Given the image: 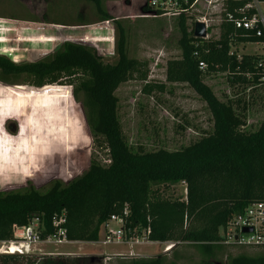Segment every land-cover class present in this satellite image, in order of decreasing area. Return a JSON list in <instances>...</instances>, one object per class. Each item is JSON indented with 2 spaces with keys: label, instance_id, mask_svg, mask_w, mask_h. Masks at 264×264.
Returning <instances> with one entry per match:
<instances>
[{
  "label": "trees",
  "instance_id": "16d2710c",
  "mask_svg": "<svg viewBox=\"0 0 264 264\" xmlns=\"http://www.w3.org/2000/svg\"><path fill=\"white\" fill-rule=\"evenodd\" d=\"M170 1L181 11L179 20L180 57L166 63L165 81L186 84L205 103L213 119L212 133L181 150L133 153L127 147L117 117L118 87L145 66L126 54L125 36L118 31L114 64L104 63L95 50L65 43L50 58L17 65L0 56V80L25 78L29 84H44L83 97L92 131L108 151L109 164H91L85 174L66 187L55 183L46 193L34 190L0 194V243L13 240L12 227H25L37 219L39 237L56 236L54 220L62 218L66 242L97 243L103 227L112 217H122L126 239L144 231L150 243L185 244L195 247L205 260L224 247L221 229L253 203H264V119L254 132H244V117L231 103L220 102L203 82V69L226 74L232 85L263 86L264 62L231 52L240 44H260L252 31L236 29L234 20L249 19L255 10L244 8L252 0H224L220 12L218 39H198L184 24V11L195 0ZM264 3V0H256ZM97 9L99 0H93ZM155 7L146 5L147 10ZM157 16L166 12L157 7ZM110 18L102 15L100 22ZM199 64L204 68L199 69ZM145 81V75L138 78ZM146 82V81H145ZM163 92V84H145L144 94ZM58 98L61 96H57ZM239 102H237V105ZM41 148V147H39ZM43 149V148H42ZM18 161V160H16ZM36 167H41L37 164ZM183 183L185 200L163 198L154 185ZM126 211V216H123ZM0 264H84L83 259L66 256L0 255ZM131 264H165L161 256L133 259ZM217 264V263H215ZM224 264H264V254L239 255Z\"/></svg>",
  "mask_w": 264,
  "mask_h": 264
},
{
  "label": "rangeland",
  "instance_id": "374dc122",
  "mask_svg": "<svg viewBox=\"0 0 264 264\" xmlns=\"http://www.w3.org/2000/svg\"><path fill=\"white\" fill-rule=\"evenodd\" d=\"M0 0V56L21 65L52 57L65 43L95 50L104 63L114 64L118 31L125 36L129 59L145 64L114 95L123 139L133 153L158 150L174 152L212 133L213 119L205 103L186 84L165 81L166 63L180 57L181 11L167 4L147 10L149 0ZM224 0L193 3L184 11L188 32L197 22L206 26V39L219 36L220 12ZM255 3V2H254ZM258 8L264 11V3ZM110 19L100 22L102 15ZM239 59L249 55L264 62L260 44L232 47ZM203 82L223 103H231L244 117V132H254L264 119V88L230 83L226 74L203 69ZM140 75H145L141 81ZM25 78L0 80V194L34 190L46 193L55 183L66 187L86 173L91 164H109L108 151L89 125L83 97L72 96L50 85L35 87ZM163 84L164 91L142 92L145 84ZM61 97H57V96ZM237 102L239 104L237 105ZM41 147V148H39ZM43 148V149H42ZM18 160V161H16ZM40 164L41 167H36ZM163 198L185 200V185H154ZM117 230L118 224L111 222ZM132 243L40 242L29 256L66 255L83 259L84 264H131L133 259L161 256L165 264H200L205 257L190 245L150 243L139 231ZM137 243H134V241ZM222 247L212 263L224 264L230 258L264 254V247ZM102 251L108 255H101ZM167 251V252H166ZM169 251V252H168Z\"/></svg>",
  "mask_w": 264,
  "mask_h": 264
},
{
  "label": "built area",
  "instance_id": "2783aa9c",
  "mask_svg": "<svg viewBox=\"0 0 264 264\" xmlns=\"http://www.w3.org/2000/svg\"><path fill=\"white\" fill-rule=\"evenodd\" d=\"M183 1L186 3V0ZM170 3L172 2L149 0L148 6L163 7ZM208 4L211 5V2ZM258 4L259 3L256 0H252V3L244 8V10L249 8H253L255 10V14H253L251 18L234 20L233 17L229 15L228 20L234 22L236 29L252 31L255 33L257 38H264V11H261L258 8ZM173 5L177 7L176 4L173 3ZM260 45L264 48V42L260 43ZM203 68L204 65L199 64V69ZM126 214V211H124L123 216H126ZM111 222L118 224L119 228L117 230L106 231L101 243L103 245L114 242L125 244L132 243L133 238L126 239L125 233L122 230L123 218L112 217L104 228H108ZM61 224H63L62 218L53 221L52 226L57 229L56 236L49 237L45 241L40 240L39 222L37 219L32 220L29 225L25 227L13 226V240L0 243V255H29V253H31L32 246L40 242H55L57 244L66 243L65 233L60 228ZM244 229H250L251 232L244 233ZM221 238L222 241H220V244L225 246L248 248L264 247V203H253L247 207L243 214L235 216L226 227L221 229ZM143 240L147 242L146 239ZM134 243H137V241L135 240Z\"/></svg>",
  "mask_w": 264,
  "mask_h": 264
},
{
  "label": "water",
  "instance_id": "95a60500",
  "mask_svg": "<svg viewBox=\"0 0 264 264\" xmlns=\"http://www.w3.org/2000/svg\"><path fill=\"white\" fill-rule=\"evenodd\" d=\"M193 36L194 38H198V39H206V26L204 23L202 22H197L194 25V29H193ZM244 233H250L251 230L250 229H244L243 230Z\"/></svg>",
  "mask_w": 264,
  "mask_h": 264
},
{
  "label": "crops",
  "instance_id": "0c3cea01",
  "mask_svg": "<svg viewBox=\"0 0 264 264\" xmlns=\"http://www.w3.org/2000/svg\"><path fill=\"white\" fill-rule=\"evenodd\" d=\"M195 2H197V3H199V2H201V3H209L210 2V0H195L194 1V3ZM110 225H111V223L109 224V226H108V228H104L103 227V229L101 230V232H105L106 233V231H108V230H114V229H112V228H110ZM98 243V242H97ZM161 244V243H160ZM101 255H103V256H107L108 254L106 253V252H104V251H102V253H101Z\"/></svg>",
  "mask_w": 264,
  "mask_h": 264
},
{
  "label": "bare ground",
  "instance_id": "6f19581e",
  "mask_svg": "<svg viewBox=\"0 0 264 264\" xmlns=\"http://www.w3.org/2000/svg\"><path fill=\"white\" fill-rule=\"evenodd\" d=\"M168 250L170 251V250H172V248H168ZM13 252H14V250H13ZM12 253V252H11ZM26 256V255H25Z\"/></svg>",
  "mask_w": 264,
  "mask_h": 264
}]
</instances>
